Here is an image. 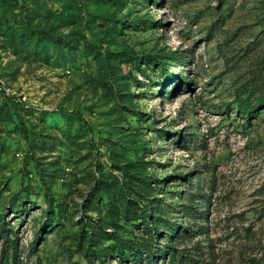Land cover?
Masks as SVG:
<instances>
[{
    "label": "rangeland",
    "instance_id": "rangeland-1",
    "mask_svg": "<svg viewBox=\"0 0 264 264\" xmlns=\"http://www.w3.org/2000/svg\"><path fill=\"white\" fill-rule=\"evenodd\" d=\"M0 81V264H264V0H0Z\"/></svg>",
    "mask_w": 264,
    "mask_h": 264
},
{
    "label": "trees",
    "instance_id": "trees-1",
    "mask_svg": "<svg viewBox=\"0 0 264 264\" xmlns=\"http://www.w3.org/2000/svg\"><path fill=\"white\" fill-rule=\"evenodd\" d=\"M11 100V105H15L17 107H20V103H18L17 100L10 99ZM131 211L129 207H126V218L129 221H133V220H138L140 218L145 219L146 215V210L145 211H139L137 207H131ZM148 243L143 241L142 243H137L134 244L132 248H134V252H130L128 256H125L124 254L120 255V258L122 259H126L134 262V264H155L154 259L161 257L162 255H168L170 256V262L174 263L176 261H180V262H187L188 264H193V259H191L189 256L183 255L179 252H177L176 250H174L172 253L169 252L168 250L166 251H161V250H156L154 247H150V245H147ZM15 249H17V247L15 246ZM152 249V250H151ZM158 251V252H157ZM185 256L187 258H185ZM165 259V258H164Z\"/></svg>",
    "mask_w": 264,
    "mask_h": 264
},
{
    "label": "built area",
    "instance_id": "built-area-1",
    "mask_svg": "<svg viewBox=\"0 0 264 264\" xmlns=\"http://www.w3.org/2000/svg\"><path fill=\"white\" fill-rule=\"evenodd\" d=\"M5 90V86L4 84L0 81V91ZM20 102H22L21 100H19Z\"/></svg>",
    "mask_w": 264,
    "mask_h": 264
}]
</instances>
